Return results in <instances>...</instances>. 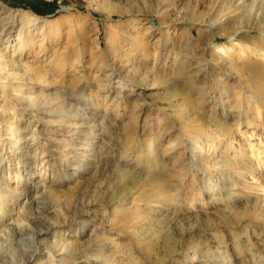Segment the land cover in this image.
Segmentation results:
<instances>
[{
	"label": "rangeland",
	"instance_id": "obj_1",
	"mask_svg": "<svg viewBox=\"0 0 264 264\" xmlns=\"http://www.w3.org/2000/svg\"><path fill=\"white\" fill-rule=\"evenodd\" d=\"M55 1L53 13L39 15L0 0V30L14 25L8 41L0 34V264H63L68 257L84 261L81 251L75 254L66 246L84 239L90 227L108 235V246L117 243L121 255L116 264H264V210L240 222L216 218L264 204V0ZM29 18L38 23L30 24ZM214 22L221 24L214 29ZM162 47L165 52L156 62ZM54 55L61 65L52 64ZM205 56L210 61L198 66L204 68L198 75L189 62ZM219 60L224 68H218ZM110 62L129 74L138 67L152 72L145 81L157 85L146 90L144 105L136 100L139 89L130 93L118 87L110 97L120 94L117 100H107L109 91L101 84ZM84 82L90 103L104 99L102 111L114 113L122 127L107 144L106 161L80 156L82 147L77 156L68 153L70 162L82 168L57 175L63 181L57 186L50 181L45 149L54 141L39 132L45 113L27 103L39 88L48 98L68 96L71 87ZM175 90L181 93L175 96ZM70 96L80 100L77 92ZM44 126L49 133L65 130L56 120ZM116 139L119 162L110 151ZM27 143L29 151L23 148ZM216 155L227 160L224 176L245 190V197L221 189L219 171L209 169L220 163ZM114 166L127 169L126 178L119 170L110 177L104 172ZM113 180L119 196L114 201L106 195ZM156 185L162 188L153 190ZM149 195L165 196L169 204H162L170 211L153 209ZM67 207L87 220L80 222L79 234L67 229ZM119 215L142 220L122 235L119 222L110 226ZM186 215L193 218L182 220ZM196 217L201 221L194 222ZM207 217L213 223L203 224ZM39 219L48 229L39 231Z\"/></svg>",
	"mask_w": 264,
	"mask_h": 264
},
{
	"label": "bare ground",
	"instance_id": "obj_2",
	"mask_svg": "<svg viewBox=\"0 0 264 264\" xmlns=\"http://www.w3.org/2000/svg\"><path fill=\"white\" fill-rule=\"evenodd\" d=\"M20 18H21V20L23 19V17H20ZM0 19H2V16H0ZM28 21H30V24L32 23L33 25L38 23V20L36 18H29ZM200 23L204 24V25H209V23L205 20H202ZM220 24H221V22H214L213 24H211V26H213L215 29V28L219 27ZM13 28H14L13 24L8 26V27L1 28L0 34H1L2 38L4 36H6L5 40L8 41L10 38V33L13 30ZM149 32H150V36L154 35V29L151 28L149 30ZM30 39L31 38L28 37L26 41H30ZM172 42L174 43V41H172ZM162 45H164V43H162ZM140 47L141 46H139V47L136 46L135 49H137V51H138V50H140ZM163 47L161 49H159V51H157L158 55L156 57L157 58L156 62H161L160 61V59H161L160 55H162L165 52V49ZM143 56H144V53L141 52V57H143ZM166 58H167V56L165 57V59ZM52 59H53L52 64L54 66L61 65L59 56L54 55ZM208 60L210 61V57L208 58V56L207 57L205 56L200 61H195L194 59H192V61L189 62V65L191 66V68L196 69V73L198 75H201L204 72V68H201V66L200 67H198V66L204 65L206 62H208ZM107 61H109V60H107ZM195 63H196V65H194ZM108 65L111 67L109 68L108 73L105 75V77H106L105 82L101 84L102 87H106L107 90L109 91V95H107L109 97H107V100L110 99L111 103H112V101L117 100L116 98L118 97V95L120 96V94H115L112 98H110V97H111V94L114 91H116V88H118V87H124L123 89L128 90L130 93H133V91L139 89V92L137 94L139 97L138 98L136 97V100L140 101L141 106L144 105L145 102L142 101V97L145 96L146 90L151 89L157 85L156 82L148 83L147 81H145L146 80L145 78L148 77L152 72L146 70V68H145V70H140L138 67L135 71H133L131 73L132 74L131 75L128 72L125 73L121 68H119L118 65H116L113 62H110L109 64H107V66ZM217 66H218V68H222V67L224 68L225 64L221 60H219ZM227 69L230 70L229 68H227ZM197 77H199V76H197ZM231 79H232V77H231ZM236 80L238 81V78L235 77V81ZM126 81H127V83L129 81V85L126 84ZM113 83H117V85L115 84L116 86H114ZM232 83H233V81H232ZM87 84H88V82H84L81 85L82 87L81 86L71 87L72 91H69L67 93L68 96L56 94V96H54L52 98L46 97L44 95L43 90L41 88H39L38 90H35L32 92L33 95L30 96V99L28 101L29 103H27V106L37 107L43 113H45V114H41V129L39 130V132L41 135L46 137V139H48V140L51 139L52 141H54L53 143H50V145H46L45 149L47 152V154H46L47 155V163L49 165V169H50V173H51L50 181H53L54 183H56L57 186H62V184H63V181L60 178H58L57 175L60 176L64 172H68V170L73 169V171L71 170V172L69 173L71 175L73 172H77L80 168H82V164H79V162L78 163H71L70 162L69 158L66 157V155L68 153L73 154L75 156H77L76 154L80 153V156H83L84 158H85V156H86V158H88L89 156L93 155L96 157L97 161H102L103 158H104V161H106V157H105L106 153L105 152H107L106 151L108 148L107 144L111 140V137H114V138L118 137L117 130H121V127H122V125L119 122L118 117H116V115H114V113L112 114L110 112L106 113V112L102 111L104 99H97L94 101V104L90 103V98H88V96L86 95L87 94L86 93ZM77 88H79V89H77ZM68 89H70V88H68ZM182 90H183V88H181L180 91H182ZM180 91L175 90V92H176L175 96L178 95L179 93H181ZM74 92H77V97L80 96V100L75 99V98H70L71 97L70 95L74 94ZM112 105H114V104H112ZM46 113H51V115L50 116L48 114L46 115ZM53 120H56L59 124H63V128L65 130L56 128V129L51 130L52 132L49 133L48 128L45 127L44 125L50 121H53ZM128 122H129V124H128L129 131H131L133 129L134 123H133L132 119H129ZM106 133L108 134V136L106 135ZM76 139L77 140L82 139V141L75 143ZM116 140H117L115 143L116 145H113V149H111L110 151L112 152V155H111L112 159L114 158L115 162H119L118 156L120 153V145H117L118 139H116ZM61 141H67V143H60ZM95 142H98V145H93V143H95ZM59 144H61V145H59ZM54 146L56 147L55 149H53ZM59 146L61 148H58ZM191 146H193V145H191ZM250 146L253 147V145H250ZM78 147L83 148L80 150L79 153L76 152V149ZM23 148L25 149V151H29L28 143H27V145H23ZM93 148L96 151H94ZM192 148L193 147H191V149ZM259 151H261V150H259ZM85 152H86V154L83 155V153H85ZM255 155L257 156V159L260 158L258 156V153ZM216 156L218 157L217 160L220 161V163L214 164L217 166H214V167L209 168V169L219 171V174L218 175L216 174V177H217V179H219L218 182L220 181V183L222 185L221 189L223 191H226V192L239 191L240 196L245 197V195H246L244 193L245 190L240 189V188L238 189L236 184L229 183L231 181L228 182L227 181L228 179H226L227 177L224 176L225 174L228 173L223 168L224 165H227L226 164L227 160L224 159V156H220V155H216ZM62 162H64L65 165H62ZM83 162L84 161H82V163ZM235 163H238V162H236V161L230 162V164H235ZM103 168L105 169L104 166H103ZM118 170L120 172H123L122 174H124L125 178H126V174H128V170L124 169V168H119L117 166H114V168H111L109 170L106 169V170H104V172H110L109 173V177H110V176H114V171L117 173ZM100 171H101V169L97 170L96 172H98V173H95V175H99L101 173ZM30 172H31V170H30ZM243 176H245V175H243ZM112 178H114V177H112ZM139 179L140 178H138L137 180H139ZM32 180L33 179L30 178L29 183H31ZM218 186H220V185H218ZM161 188L162 187L160 185H156L155 187H153V190L157 191V190H160ZM116 190H117L116 180L109 182V186L107 187L106 195L110 200L114 201L115 199H117L119 197L117 195ZM162 190L165 191L166 188H164ZM58 191L61 194L63 193L62 192L63 190H61V189H59ZM248 194H250V193H248ZM204 197H206V196L203 195V198ZM149 202H155L154 204H152V206L150 205L153 209H157L161 212L163 211L164 213L170 211L168 207L166 208V206L163 205L164 202H167V205L169 204L168 199H166V197L163 195L157 196V197L150 196L147 199V203H149ZM162 202H163V204H162ZM181 203H183V202H181ZM186 210H188V209H186ZM257 210H259V211L264 210V204H259L258 202L253 203V205L249 204L243 210H238V209L230 210V211H228V213H225L221 216L220 215L216 216V218H218L219 221H222V219L233 218L234 220H236V222H240L244 217L250 216L253 211L255 212ZM64 213L66 214L67 221L69 222L67 229H70L73 234L75 232L79 234L80 230H78V229L80 228V224H81L80 222L81 221H87V220H85L84 216L81 213H79V211H76L75 208H68V207L64 208ZM157 213H158V211H157ZM159 215H160V213H159ZM190 217H192V216L186 215V216L182 217L181 219L182 220L189 219ZM74 219H76V222L72 221ZM153 219H154V217H153ZM141 220H142L141 216H138L137 218L134 219L133 216H131V215H128V216L119 215V216H117L116 221H111L110 226H117V225H119L118 224V222H119L121 227L118 230H119V233H121L123 235L125 233L126 234L131 233L133 231V227L129 228V226H131L135 223H138ZM160 220H161V218H160ZM213 220H214L213 217H207L206 220L204 221L205 223H203V224L207 223L206 225H209L210 223H213ZM200 221H201V218L196 217V220L194 222L198 223ZM159 223L160 222L157 221V227H158ZM37 226L39 227V231H41L42 229H48V225H46L44 223L43 219L37 220ZM145 227H146V225H145ZM182 227L184 228V225H182L181 228H179V229L183 230ZM87 228H88L87 225L84 226L83 232ZM142 228H143V226H142ZM151 228H152V225H151ZM153 229L155 231V227H153ZM160 229H162V228H160ZM149 231H150V229H149ZM146 234H148V232ZM157 234H158V232H157ZM20 236H21V234L19 232H16V237L18 238ZM85 236L86 237L84 239H80L79 241L77 239H75L74 241H71V243L69 241H67V246H66V248L69 251H71L72 253L73 252L75 253L77 250L81 251V254L85 257V260L84 261H77L76 259H74L72 257H68L64 260L63 264H116L115 260L117 259L118 256L121 255L120 250L117 249V243L114 244L115 245L114 247H110V245L108 246L106 241H105L107 239L108 235L102 234V236H101V234L98 232L96 227L88 228ZM171 239L172 238H170L168 240L166 239V242L168 241L167 244H170L172 242ZM64 243H66V242L64 241ZM64 243H63V245H64ZM87 246H89V247H87ZM28 247H29V245L27 246V248ZM82 247L83 248L85 247L86 249L83 250V249H81ZM27 248L26 249L24 248L25 250H23L22 253H24L27 250ZM28 251L30 252V254H28L29 253ZM28 251L25 253V257H24V261L26 263L30 262V259H31V251L30 250H28ZM79 251H78V253H79ZM91 258H93L92 261H90ZM215 264H220V262L218 261Z\"/></svg>",
	"mask_w": 264,
	"mask_h": 264
},
{
	"label": "trees",
	"instance_id": "obj_3",
	"mask_svg": "<svg viewBox=\"0 0 264 264\" xmlns=\"http://www.w3.org/2000/svg\"><path fill=\"white\" fill-rule=\"evenodd\" d=\"M4 1L10 5L26 6L39 15H46L49 13H53L56 9V6H57V3L55 0H52V1H46V0H29V1L4 0Z\"/></svg>",
	"mask_w": 264,
	"mask_h": 264
}]
</instances>
